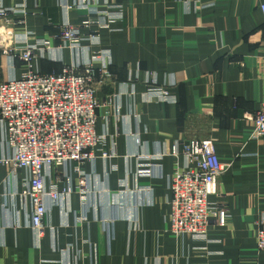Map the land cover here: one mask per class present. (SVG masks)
Listing matches in <instances>:
<instances>
[{
    "label": "crops",
    "instance_id": "crops-1",
    "mask_svg": "<svg viewBox=\"0 0 264 264\" xmlns=\"http://www.w3.org/2000/svg\"><path fill=\"white\" fill-rule=\"evenodd\" d=\"M70 1L0 0V7L26 11L0 26V83L11 77L13 62L17 77L24 70L18 52L6 49L16 46L6 30L29 32V42L45 38L56 45L60 26L78 27L85 14L66 9ZM97 1L101 9L119 5L122 13L110 29L99 31L100 43L91 47L110 52L108 75L96 74V132L105 133L102 147L113 156L84 164L94 176L86 205L73 174V192L51 206L40 236L27 226L28 206L22 208L14 194L25 171L17 169L12 177L0 164V264H264V250L255 243L264 221V137L251 139L252 122L245 118L264 100L259 8L264 0ZM17 19L23 24H13ZM87 43L73 54L53 52L61 60L36 52L34 58H41L36 66L42 73H58L72 60L83 62L92 51ZM145 72L168 88V101L145 97ZM1 137L0 127V144ZM188 138L210 141L227 166L217 179V193L209 196L226 206L227 222L225 227L210 222L208 241L175 237L168 230L166 175L183 164L182 156L165 155L160 177L137 175L144 156L169 152L175 141ZM52 177L59 188L65 186L59 173Z\"/></svg>",
    "mask_w": 264,
    "mask_h": 264
},
{
    "label": "built area",
    "instance_id": "built-area-1",
    "mask_svg": "<svg viewBox=\"0 0 264 264\" xmlns=\"http://www.w3.org/2000/svg\"><path fill=\"white\" fill-rule=\"evenodd\" d=\"M103 7H99L97 0H71L65 8H76L85 14L78 27L60 26L55 35L56 45L45 38L29 42V32L15 34L6 30V35L16 43V46L6 49L18 52L24 70L20 76L15 75L13 61L16 54H9L13 73L0 83V164L10 169L12 177L17 169L25 171V178L17 185L14 194L19 196L22 208L27 210L28 206L27 226L39 236L48 225L51 206L59 204L63 196L73 192V174L78 177L79 200L86 205L94 176L85 172L84 164L93 166L97 157L106 160L113 156V152L102 147L105 133L96 132V109L99 105L95 97L96 74L99 71L104 76L108 75L110 52L106 48L93 50L91 47L99 45V31L110 29L113 22L122 18V13L119 5L107 3ZM259 8L264 19V3ZM18 13L25 14L26 11L22 6L0 7V26ZM12 22L23 24L22 19ZM92 25L95 27L90 29ZM84 41L88 42L85 48L92 50L85 61L72 60L63 64L58 73L38 70L36 62L41 58H34V53L43 56L49 52L53 60H61L54 57L53 52L69 49L73 54ZM143 82L147 86L146 98L170 99L168 88L157 85L152 72H145ZM245 118L252 122L250 138H263L264 100L256 112L246 114ZM165 155L175 158L180 155L184 160L182 165H177L171 174L166 175L171 194L168 230L175 237L189 234L194 239L208 241L210 222L218 227H225L227 222L226 206L209 200V196L217 193V179L227 166L210 141L188 138L175 141L169 152L157 151L144 156L145 161L137 165V175L160 177L159 162ZM111 168L115 166L111 165ZM54 173L65 179L64 187L59 188L52 177ZM146 190L149 191L148 188ZM78 219H84V216ZM110 221L103 223L107 234ZM255 243L257 250H264V221L256 229Z\"/></svg>",
    "mask_w": 264,
    "mask_h": 264
}]
</instances>
